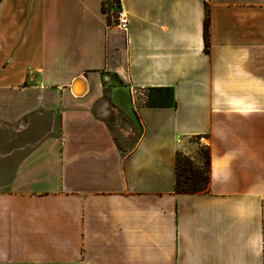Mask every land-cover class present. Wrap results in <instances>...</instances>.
I'll list each match as a JSON object with an SVG mask.
<instances>
[{
    "label": "crops",
    "instance_id": "1",
    "mask_svg": "<svg viewBox=\"0 0 264 264\" xmlns=\"http://www.w3.org/2000/svg\"><path fill=\"white\" fill-rule=\"evenodd\" d=\"M116 1L0 0V131L46 129L0 158V264H264V0ZM191 137L208 186L179 192Z\"/></svg>",
    "mask_w": 264,
    "mask_h": 264
},
{
    "label": "rangeland",
    "instance_id": "2",
    "mask_svg": "<svg viewBox=\"0 0 264 264\" xmlns=\"http://www.w3.org/2000/svg\"><path fill=\"white\" fill-rule=\"evenodd\" d=\"M108 2L112 6L117 5L116 0H108ZM166 100H168L167 96L165 97ZM111 125H113L112 128L116 133L115 138L118 139L119 144H122V147L129 146L137 137L138 131L134 135L125 136L120 133L114 123H111ZM44 126L43 122L34 121L30 124H18L2 129L0 131V158L12 161L14 159L19 160L42 137L41 133L46 130ZM189 140L193 147V152L190 154L184 153V156L179 159L181 188L190 185V188L195 186L201 191L206 190L208 184L204 186V183L207 177V147L195 137H191Z\"/></svg>",
    "mask_w": 264,
    "mask_h": 264
},
{
    "label": "trees",
    "instance_id": "3",
    "mask_svg": "<svg viewBox=\"0 0 264 264\" xmlns=\"http://www.w3.org/2000/svg\"><path fill=\"white\" fill-rule=\"evenodd\" d=\"M206 12H205V18H204V22H203V40H204V50L206 52L209 51V45H210V41H209V26H210V14H209V9L207 7H205ZM157 91V100H150V95H148V100L147 102L150 104H162L165 102V97H169L171 96V91L167 88H161V87H157L155 89ZM181 156H184V153L181 151H177L176 153V182H175V188L177 191L179 192H197V191H201L200 189H197L195 186L193 188H190V185H187L184 188H181V184H180V178H179V159ZM207 177L205 179V183L204 186L206 184H208L209 181V152H208V148H207Z\"/></svg>",
    "mask_w": 264,
    "mask_h": 264
},
{
    "label": "built area",
    "instance_id": "4",
    "mask_svg": "<svg viewBox=\"0 0 264 264\" xmlns=\"http://www.w3.org/2000/svg\"><path fill=\"white\" fill-rule=\"evenodd\" d=\"M114 24L122 30L126 29V26L128 24V18L127 14L123 10H118ZM130 94L133 100L140 104H145L148 100V94L144 88L131 89Z\"/></svg>",
    "mask_w": 264,
    "mask_h": 264
},
{
    "label": "bare ground",
    "instance_id": "5",
    "mask_svg": "<svg viewBox=\"0 0 264 264\" xmlns=\"http://www.w3.org/2000/svg\"><path fill=\"white\" fill-rule=\"evenodd\" d=\"M72 90L75 94H82L85 90V81L83 78H78L72 85Z\"/></svg>",
    "mask_w": 264,
    "mask_h": 264
},
{
    "label": "water",
    "instance_id": "6",
    "mask_svg": "<svg viewBox=\"0 0 264 264\" xmlns=\"http://www.w3.org/2000/svg\"><path fill=\"white\" fill-rule=\"evenodd\" d=\"M79 77H76V78H74V80L72 81V83H71V89H72V85H73V83L75 82V80H77ZM73 91V90H72ZM74 94V93H73ZM75 95H77V94H75ZM79 95H81V94H79Z\"/></svg>",
    "mask_w": 264,
    "mask_h": 264
}]
</instances>
